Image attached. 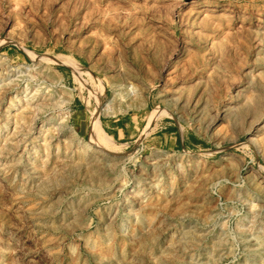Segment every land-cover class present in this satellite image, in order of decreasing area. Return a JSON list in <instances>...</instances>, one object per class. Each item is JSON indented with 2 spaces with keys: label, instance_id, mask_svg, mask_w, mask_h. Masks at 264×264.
I'll use <instances>...</instances> for the list:
<instances>
[{
  "label": "rangeland",
  "instance_id": "374dc122",
  "mask_svg": "<svg viewBox=\"0 0 264 264\" xmlns=\"http://www.w3.org/2000/svg\"><path fill=\"white\" fill-rule=\"evenodd\" d=\"M0 126V264H264V0H0Z\"/></svg>",
  "mask_w": 264,
  "mask_h": 264
},
{
  "label": "bare ground",
  "instance_id": "6f19581e",
  "mask_svg": "<svg viewBox=\"0 0 264 264\" xmlns=\"http://www.w3.org/2000/svg\"><path fill=\"white\" fill-rule=\"evenodd\" d=\"M204 11V10H203ZM224 28V27H223ZM229 29H231V28H229ZM227 31V30H226ZM217 34V33H216ZM226 34V33H225ZM221 37H222V35H220ZM215 39H217V38H215ZM210 42V41H209ZM32 55H35L34 53H32ZM56 56V55H55ZM34 58L36 57V56H33ZM43 57H46L45 55H42V56H40L39 57V59H43ZM52 57H54V56H52ZM58 57H60L59 55H58ZM55 58V57H54ZM61 58V57H60ZM78 64V63H77ZM103 87V86H102ZM104 88V87H103ZM11 101H13V99H11ZM100 104L101 103H99V106H100ZM98 106V107H99ZM9 111V110H8ZM99 111L100 110H97V111H95L93 114H94V123L93 124H95L94 125V129H96V131H97V133H98V135H99V140H100V142L103 144V146L105 145L106 147H108V148H106L109 152H112V151H119L117 148H115L114 147V145H113V142H112V140L108 137V135L106 136L105 134H104V132H102L101 130H99V129H102L101 128V126H100V114H99ZM6 113V112H5ZM12 113V112H11ZM11 120V119H10ZM5 127L6 128H8L9 127V121H7V124L5 125ZM4 127L3 126H0V129H3ZM5 128V129H6ZM115 155V154H114Z\"/></svg>",
  "mask_w": 264,
  "mask_h": 264
}]
</instances>
